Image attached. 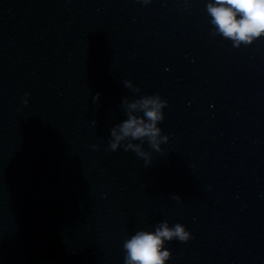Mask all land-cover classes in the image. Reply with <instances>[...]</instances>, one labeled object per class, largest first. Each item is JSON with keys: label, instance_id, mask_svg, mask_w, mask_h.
I'll list each match as a JSON object with an SVG mask.
<instances>
[{"label": "water", "instance_id": "water-1", "mask_svg": "<svg viewBox=\"0 0 264 264\" xmlns=\"http://www.w3.org/2000/svg\"><path fill=\"white\" fill-rule=\"evenodd\" d=\"M0 264H264V0H0Z\"/></svg>", "mask_w": 264, "mask_h": 264}]
</instances>
